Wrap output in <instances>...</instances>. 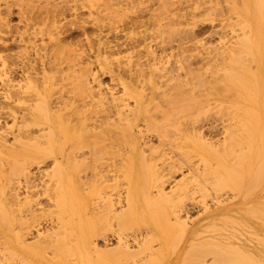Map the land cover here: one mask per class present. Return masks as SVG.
<instances>
[{"label": "rangeland", "instance_id": "1", "mask_svg": "<svg viewBox=\"0 0 264 264\" xmlns=\"http://www.w3.org/2000/svg\"><path fill=\"white\" fill-rule=\"evenodd\" d=\"M66 1L69 8L57 26L64 32L60 36V50L54 48L52 56L62 58L59 63L63 78L56 82L52 92L54 97H69L61 110L63 119L69 121L62 124L66 133L75 138L77 119L89 118L95 109L105 108L108 103L126 107L121 112L123 124H133L135 114L131 110L139 109L148 121L141 125L143 136H156L166 145L157 148L155 156V152L148 151L147 158L152 157L153 162L157 159L159 169L171 159L176 163L186 159L197 166L210 187L194 192L197 198H201L200 194L247 195L252 205L242 212L240 207L239 218L256 224L262 233L264 203L257 198L264 197V0ZM23 8L24 2L0 0V116L15 108L5 98L9 84H24L18 77L21 69L20 65L15 66L16 62L30 58L38 63L47 54L46 46L48 51L51 48L48 32L53 29L48 27L32 47L26 48L19 41V35L25 31ZM14 69L17 75L13 74ZM71 91L74 95L68 94ZM137 100H141L139 105ZM2 122L4 130L12 125L10 119ZM69 144L67 152L74 149L73 143ZM153 144L158 145L155 137ZM161 149H165V157ZM5 152L0 149V242L10 241L9 229L18 226L17 221L26 218L27 211L37 208L39 203L44 207L29 216L30 225L54 221L58 227L37 244L38 255L54 256L53 264L123 262L124 254L116 251L114 241L110 248H99L103 251L95 253L92 248H83L78 240V163L34 164ZM102 152L106 161L111 155H107L108 149ZM38 164H43L42 169ZM88 164L92 163L85 165V173L90 175L93 166ZM120 164L118 160L114 162L117 167ZM24 166H29L31 176L36 173L32 179L21 172ZM122 168L130 173L128 165ZM144 171L141 166L139 175H145ZM175 175L177 180L183 177L181 173ZM33 181L44 182L47 187L30 190ZM128 185L124 188L129 189ZM88 187L90 201L100 190ZM16 191L21 195L20 202L14 196ZM129 195L133 194H124ZM56 201L60 207H56ZM250 201L244 202L247 205ZM160 207L170 209L161 201L154 208ZM127 211L120 217L121 222L115 221L112 237L118 232L127 236V231L131 235L143 225ZM22 225L25 227L26 223ZM244 226L240 223L236 228L239 237L247 235L246 241L264 248L263 241L257 235L249 236L250 230ZM176 233L179 234L174 229L165 235L163 254L154 264H198L202 254L209 251L196 246L187 257L189 261L176 260L175 252L185 247ZM97 240L101 247L104 241ZM263 258L255 261L238 253H222L213 264H264Z\"/></svg>", "mask_w": 264, "mask_h": 264}, {"label": "bare ground", "instance_id": "2", "mask_svg": "<svg viewBox=\"0 0 264 264\" xmlns=\"http://www.w3.org/2000/svg\"><path fill=\"white\" fill-rule=\"evenodd\" d=\"M18 2H24L22 21L25 23V31L19 35V41L25 44L26 48L32 47L39 35H42L43 30L48 27L53 29L48 32L49 46L53 49L50 48L48 51L46 46L47 54L38 63L30 58L16 62L15 66L20 65L21 69L18 77L24 84L18 83L13 86L9 84L10 89L5 98L10 104L14 103L15 108H8L9 110L3 111V116H0V149L11 152L10 155H13V158L16 156L34 164H44L48 161L61 166L63 162L73 161L80 165L76 189L78 194L77 234L83 248H92L94 252L101 251L99 248H110L114 241L116 251L119 250L124 254V260L121 259L123 262L121 261L120 264H154L163 254L165 235L175 229L181 234L180 236L176 233L179 243L185 246L179 252H175L176 260L189 261L187 257L190 258L191 251L196 246L209 250L202 254L198 264H213L217 255L222 253L227 256L238 253L252 260H262L264 248L246 241L244 236L247 235H242L243 237L240 238V232L236 231L240 223H243L244 227L250 230L249 236L257 235L264 243V231L260 233L256 224L246 223L238 215L240 207L242 212L245 207L252 205L249 197L241 194H200L201 198H197L198 194H193L194 192L201 188L210 189V187L206 184L207 179L202 178L200 169L197 166L195 168L191 162L185 161L186 159L180 163L174 160L171 162V159L169 163H165V165L168 164L163 166V169H159L160 165L157 168V159L153 162L152 157L147 158V152H155V156L157 148L166 145L156 136H143L141 125L148 121L142 117L139 109L136 111L130 109L131 113L135 114L133 124L127 122L123 124L121 112L123 113L126 107L121 104L113 106L119 103L113 105L108 103L110 107L111 105L113 107L107 108L108 104L105 108L100 106L89 118L77 119L75 138L66 133L67 128L62 124H69V121L63 119L61 110L69 97L62 94H56L54 97L52 92L56 82L63 78V72H60L61 63H59L62 58L58 55L52 56L55 53L54 48L60 50V36L64 32L57 29V26L66 14L69 3L66 0H16V3ZM6 6L10 7L8 3ZM247 27L250 29V25ZM15 69L13 74L17 75L18 71ZM56 74H59L58 78ZM74 93V91L68 92L69 95ZM139 101L141 100H137L136 104L139 105ZM136 112L139 113L136 115ZM2 119H10L12 125L4 130L1 126ZM154 137L158 139L157 146L153 144ZM69 143H73L74 149L67 152ZM102 149H108L107 155H111L106 161ZM112 160L120 161L119 167L116 163L117 166H115ZM87 163H92L91 166H93L92 168L88 164L92 168L91 172L89 171L90 175L85 173ZM127 165L130 168L129 174L122 168ZM141 166L146 171H144L145 175L140 176ZM120 167L121 169H118ZM28 168L29 166L27 168L24 166L21 172L32 179L36 173L34 172L35 174L31 176ZM35 170L38 171V169ZM177 173L183 175L180 180L174 179ZM185 173L187 174L184 175ZM125 185H128L129 189H125ZM88 186H91V189L100 190L90 201L87 199L90 188ZM40 187L44 189L47 185L44 182L33 181L30 190H39ZM106 188H113V190L102 191ZM16 193L14 196L20 202L18 196L21 195L17 191ZM124 194L133 195L127 197ZM134 194L141 195L137 197ZM160 201L170 205V209L164 207L155 209L154 207ZM244 201L250 202L246 205ZM257 201L264 203V197L259 196ZM59 204L60 202L56 201V207H60ZM36 206L38 207L27 211L26 218H20L17 221V223L20 222L18 226L9 229L12 233L10 241L0 242V264H53L55 261L54 256L38 255L35 249L45 234L48 235L51 231L54 233L53 230L56 229L54 227L57 225L51 221L48 222L50 224L31 226L29 216L32 217L34 211L44 207L39 203ZM40 206L42 207L39 208ZM126 211L131 213L130 217L134 218L135 222L142 221L143 225L131 235L127 231L129 236L118 232L112 237L110 233L116 230V228L113 229L115 224L120 221L122 214H126ZM25 223L26 226L23 227L22 224ZM244 233L246 234L245 231ZM32 239L35 241L29 243ZM97 239L104 241L101 247Z\"/></svg>", "mask_w": 264, "mask_h": 264}]
</instances>
